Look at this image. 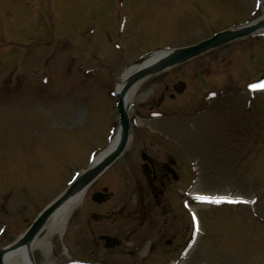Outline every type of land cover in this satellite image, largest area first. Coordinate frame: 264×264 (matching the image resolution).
I'll return each mask as SVG.
<instances>
[{
  "label": "rangeland",
  "instance_id": "374dc122",
  "mask_svg": "<svg viewBox=\"0 0 264 264\" xmlns=\"http://www.w3.org/2000/svg\"><path fill=\"white\" fill-rule=\"evenodd\" d=\"M14 1L18 6L17 11L22 14V22L32 25L30 27L24 25L26 28L16 30L13 23H5L16 22L11 16L14 9H11L12 4L9 0H0V14L7 16L6 21L3 22L7 24V27L13 26L11 30L2 29L0 25V43L14 38L17 42L26 44L30 41L29 37L36 39L39 43L44 40L47 44L51 42L42 37L55 36L58 40H63L71 36L70 31L68 29L61 31L57 26L68 24L70 29L77 30L76 35L80 39L77 42L70 40L67 44L63 43L65 46L61 47H70L65 51L66 55L70 52L69 56L83 57L87 64L97 62L102 71L105 69L115 71L119 67L122 70L124 63L136 60L138 49H146L157 44H188L212 35L214 31L230 24L233 20L237 25L262 14L261 10H258V0H161L159 7L148 9V18L157 11L156 19L154 18L153 21L161 20L160 28L150 24L153 21L149 22L148 30L144 26L147 37L139 35L131 38L136 39L135 42H139V46L128 48L130 54L124 53L116 60L110 57L111 60L103 49L87 41V38H92V35L82 31L80 24L73 25V21L81 20L85 16L86 18L93 16L88 8L75 7L68 0H49L45 6L35 3L31 8L26 9L25 7L31 4L30 2L24 4L21 0H11V2ZM79 1L78 3H81L84 0ZM50 2H52V11L47 12L50 17H43L39 20L43 22L39 23L37 20L33 24V20L38 17V12L46 16V11L40 8H47ZM8 8L10 11L7 10ZM55 43L58 44V42ZM47 44L35 50H26L24 59L26 65L21 63L18 69L13 67L12 77L20 73L27 75L26 72L31 69V66L42 65L52 50V43L49 44L50 46ZM18 45L20 46L19 43ZM18 45L13 46L18 49ZM8 48L7 45L6 49H0L6 59L4 64L10 63L18 54L17 49ZM51 64L54 68L55 64ZM212 64H215L214 67L205 72L207 80L202 79L199 82L194 77L196 72L200 73L204 71L201 69ZM95 68L92 67L91 70ZM7 69L9 72L10 66L0 67L2 76ZM119 69L117 73L120 72ZM263 72L264 40L254 39L249 43L243 42L222 49L213 57L201 61L199 65L193 64L181 70L177 68L149 79L141 85L136 96V109L131 113L134 138L117 162L122 163L127 156L131 157L142 148L145 150L147 148L150 152L157 149L159 154L163 151L162 149L169 151L177 145L184 149L179 138L189 139L190 141H185L187 145L194 144L191 138L202 142L205 140L209 143L211 150L204 155H201L202 151L198 154L201 169L200 190L222 195L231 192L233 197L241 196L254 201L252 206L238 204L237 211L234 210L235 208L233 210L225 208L227 211L224 213L221 209L206 208V202L196 207L200 215L207 221L209 220L210 225L207 229L212 247H208L210 249L207 251V258L215 262L223 261L224 264L229 262L234 264L264 263V89L250 90L248 87L254 84L253 81L262 82L258 80ZM67 75L60 67H57L52 70V82L50 80L46 83L39 81L37 88L41 93V98L37 93L35 96L31 94L33 87L25 86L24 75L19 76L18 88L14 90L17 92L10 93L5 87L6 84L0 85V226L8 220L10 225L5 239L0 243L1 247L21 234L39 212L62 192L65 181L67 182L76 175L72 171L70 176L68 169H74L82 162L81 165L85 164L86 158L104 145L106 128L108 132L116 128L117 114L114 108L110 112V102L107 98L108 84L102 83V87L100 86L105 93L97 88L94 90L79 88L80 84L78 88L72 90L77 85L78 78L75 76L73 80L68 81ZM36 76L37 74H34L33 78ZM81 76L82 78L79 76V81L87 80L86 78L90 75L84 74L86 78L82 74ZM118 76L115 79L112 77L111 81L109 77L103 78L104 81L111 82L113 86ZM9 77L11 78V74ZM176 80H183L187 83L185 91L172 100H169V97L161 99L165 85L169 81L175 82ZM64 82L65 85L62 84ZM57 83H61L60 87L58 85L55 87L60 97L57 101L52 96L54 99L50 101L48 94H42L46 91L50 92ZM67 89L71 90V94L64 92L68 91ZM91 93H100L96 101L98 107L91 112L94 120L84 126L88 119L85 111L86 100L90 101L85 96H91ZM101 93L104 95L102 96ZM215 96L217 97L214 98ZM111 101L115 102V100ZM96 103H89V110L95 109ZM157 103L158 106L161 105L160 109ZM20 104L25 105L20 106ZM41 105L42 108L39 107ZM157 110L180 113L168 119L156 120L148 112ZM197 112L200 113L197 114ZM110 123L113 124L107 127ZM139 127L145 131L141 130L136 133L135 129ZM147 128L154 132H150ZM147 132L151 135L147 136ZM162 133L174 137L173 145L170 139L165 143L159 139ZM207 147H209L208 144ZM198 149L197 147L193 151ZM109 175L108 173L105 177ZM208 182L211 185H207ZM136 190L138 193L142 191L137 188ZM116 207L118 206L111 207L112 211H116L114 215H125ZM241 208L242 211H240ZM10 211L11 217L8 219ZM126 212L131 214L127 220L112 221L113 224H121L122 226L119 227L121 230L133 235L141 232L146 224L150 226L149 230L154 229L155 226H161L165 219L163 217H158V220L153 218L150 223L148 222L150 216L148 221L147 218L137 217L142 215L138 208L128 209ZM224 220L230 223L225 224ZM71 229H68L66 233L70 234ZM68 238L63 236L60 240L58 235H55L51 240L53 247L58 246L61 249L56 252V255L54 253L55 264L62 262L59 259L62 255H68L65 248L60 247V242L67 241ZM134 241L133 249L138 251L136 256L131 257L128 254L132 248L126 245L129 241L124 242L126 247L121 246L116 249L118 253L115 256L116 263L153 264L152 258L146 257L147 244L143 243V240L137 243L136 238ZM88 244L85 243L88 253L89 251L96 252V250H90ZM201 246H203L201 250L205 249L204 241ZM97 251L102 250L97 247ZM40 253V250L33 253L37 264L43 263ZM112 253L109 252L108 255L111 256ZM66 258L71 257L68 255ZM155 264H161V262H155Z\"/></svg>",
  "mask_w": 264,
  "mask_h": 264
},
{
  "label": "bare ground",
  "instance_id": "6f19581e",
  "mask_svg": "<svg viewBox=\"0 0 264 264\" xmlns=\"http://www.w3.org/2000/svg\"><path fill=\"white\" fill-rule=\"evenodd\" d=\"M151 58H147L144 61L141 62V64L136 66H131L126 68L120 75L117 85H116V91L119 92L123 81L125 78L132 72L134 69H138L143 67L145 64L153 60ZM137 88H132L128 91V93L125 96V102L127 105H129L134 97V94L136 92ZM120 136V129L118 128L110 145L108 146V149L105 150L102 154L99 155V157H102L107 152L112 150L115 145L118 142ZM131 139V134L130 137ZM82 194L78 193L75 196L70 197L55 213L49 217L44 227L40 229L38 234L35 236V238L24 248H21L20 250L8 254L4 257L3 263L4 264H32L33 259L31 257V254L35 250H40L43 255V263L42 264H55V257L54 255H51V240L55 235H58V238L60 240L63 239V236L65 234V229L67 226V223L69 221V217L73 209L76 205L81 201ZM62 261L66 260L67 258L62 255L60 258Z\"/></svg>",
  "mask_w": 264,
  "mask_h": 264
},
{
  "label": "flooded vegetation",
  "instance_id": "af4514ba",
  "mask_svg": "<svg viewBox=\"0 0 264 264\" xmlns=\"http://www.w3.org/2000/svg\"><path fill=\"white\" fill-rule=\"evenodd\" d=\"M153 175V182L157 185L156 189L150 192L153 197L154 209L158 211L165 220L162 222L160 229L156 233H152L154 236L155 243H163L162 247H158L159 251H156L155 257L160 259L164 257H170L175 254L183 244V239L187 230L188 222L183 214L178 212L176 198H178V186L176 183L167 179V184H165L163 177H167L165 174L160 177H156V167L153 164L151 169ZM169 178V177H168ZM157 196L156 203L154 195ZM151 235V238H152ZM153 240V238H152ZM154 250L155 248H151Z\"/></svg>",
  "mask_w": 264,
  "mask_h": 264
},
{
  "label": "water",
  "instance_id": "95a60500",
  "mask_svg": "<svg viewBox=\"0 0 264 264\" xmlns=\"http://www.w3.org/2000/svg\"><path fill=\"white\" fill-rule=\"evenodd\" d=\"M185 52L180 51L179 54L177 53V55L175 56H171L169 58H167L162 64H160L158 66V68H162L168 65H171L173 63H175L177 60L179 59H184L186 57H188L190 55V53H182ZM182 53V54H180ZM121 110V115H122V128H123V138L121 140V142L119 143V145L117 146V148L115 149L114 153L112 154L111 157H109L108 159H105V161L99 165H97L96 167H94L88 174L87 177H92L94 175H96L100 169L103 167L104 164H106L109 160H112L116 155H118L120 153V151L123 149V146L125 144L126 138H127V132H128V125H127V121L125 119V114L123 111V108L121 106L120 108ZM60 202V201H59ZM59 202H56L54 205H52L50 207V209H48L46 211V213L44 215H42L34 224L33 226L29 229V231L26 233V235L17 243V245L13 246L12 249L17 248L21 245L27 244L28 241L34 236V234L36 233V231L39 229L40 225L42 224L43 220L45 219L46 215L52 211L53 208H55ZM5 251H2L0 254L2 255Z\"/></svg>",
  "mask_w": 264,
  "mask_h": 264
},
{
  "label": "snow or ice",
  "instance_id": "6c2138e0",
  "mask_svg": "<svg viewBox=\"0 0 264 264\" xmlns=\"http://www.w3.org/2000/svg\"><path fill=\"white\" fill-rule=\"evenodd\" d=\"M250 90H260L264 89V81L260 83H254L250 84L249 86ZM199 200L205 201V202H212V203H221V202H227V203H235L238 201L232 200L230 197H206V196H200L198 197Z\"/></svg>",
  "mask_w": 264,
  "mask_h": 264
}]
</instances>
